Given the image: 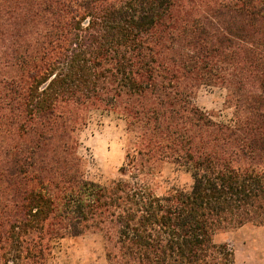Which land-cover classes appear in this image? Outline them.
<instances>
[{
    "label": "trees",
    "instance_id": "16d2710c",
    "mask_svg": "<svg viewBox=\"0 0 264 264\" xmlns=\"http://www.w3.org/2000/svg\"><path fill=\"white\" fill-rule=\"evenodd\" d=\"M222 86L234 123L194 95ZM92 109L126 119L125 177L85 174ZM190 188L158 194L161 165ZM264 227V0H0V264L103 236L107 264H235L218 232Z\"/></svg>",
    "mask_w": 264,
    "mask_h": 264
},
{
    "label": "rangeland",
    "instance_id": "374dc122",
    "mask_svg": "<svg viewBox=\"0 0 264 264\" xmlns=\"http://www.w3.org/2000/svg\"><path fill=\"white\" fill-rule=\"evenodd\" d=\"M195 103L216 121L233 124L234 108L227 102L222 86L202 84L194 95ZM126 119L118 112L92 109L79 131L78 152L85 160V174L90 180L108 183L125 175L121 167L129 147ZM192 176L184 165L165 161L154 190L164 194L173 188H190ZM215 240L227 243L234 251L235 264H264V227L243 226L218 232ZM49 264H107L102 234L88 233L56 240Z\"/></svg>",
    "mask_w": 264,
    "mask_h": 264
}]
</instances>
